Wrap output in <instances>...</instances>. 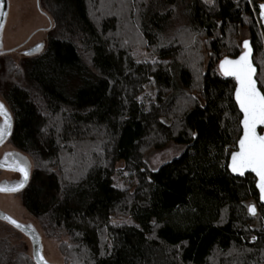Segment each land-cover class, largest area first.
Masks as SVG:
<instances>
[{
    "label": "trees",
    "instance_id": "obj_1",
    "mask_svg": "<svg viewBox=\"0 0 264 264\" xmlns=\"http://www.w3.org/2000/svg\"><path fill=\"white\" fill-rule=\"evenodd\" d=\"M259 1L38 0L55 25L0 92L7 141L34 164L22 204L65 264H264L255 177L228 169L236 83L219 70L247 35L264 93ZM16 251L0 236V264H38Z\"/></svg>",
    "mask_w": 264,
    "mask_h": 264
},
{
    "label": "rangeland",
    "instance_id": "obj_2",
    "mask_svg": "<svg viewBox=\"0 0 264 264\" xmlns=\"http://www.w3.org/2000/svg\"><path fill=\"white\" fill-rule=\"evenodd\" d=\"M4 7L5 19L0 30V54H6L0 56V89L13 80L15 71L9 72L10 63L14 61L18 65L25 57L23 54L25 50L42 44L44 49L47 44V30L55 25L54 18L40 9L38 0H0V18ZM258 20L264 31L259 13ZM242 39L247 40V35L242 34ZM133 52L137 60L148 58L147 51L138 45L133 47ZM0 103H3L6 111L9 112L1 92ZM3 121L4 119L0 116V125ZM180 150L177 146L170 145L163 150L154 151L147 157V164L151 170H158L174 159ZM7 153L17 154L16 158H24L30 166L29 172L32 171L34 164L30 156L19 152L9 141L0 145V161H4ZM11 159L12 157H9V162ZM120 167L123 166L120 165ZM22 179L18 171L0 169V185L6 188L16 185ZM131 181L132 178L125 175L120 183L129 185ZM19 192H0V212L29 227L38 235L41 245L40 256L43 257V261L48 264H65L57 243L44 235L37 220L24 208ZM0 236L8 237L11 246L17 250L16 253L19 251L29 259L33 258V243L23 232L16 230L9 223L0 221Z\"/></svg>",
    "mask_w": 264,
    "mask_h": 264
},
{
    "label": "snow or ice",
    "instance_id": "obj_3",
    "mask_svg": "<svg viewBox=\"0 0 264 264\" xmlns=\"http://www.w3.org/2000/svg\"><path fill=\"white\" fill-rule=\"evenodd\" d=\"M211 2V0H206ZM260 15L264 17V3L259 5ZM248 47V42L244 41ZM42 48V45L38 46ZM220 72L226 77H233L236 81L235 99L243 113V137L239 139V151L233 152L231 156V170L233 173L244 174L245 169H250L259 177L261 199L264 200V135H257V125H264V94L257 88V81L253 78L255 69L249 61L248 53L240 55L238 59L225 58L219 63ZM0 115L4 117L0 125V143L10 133L11 117L7 113L3 103H0ZM17 154H5L4 161H0V167L10 166L11 170L19 171L23 180L12 187L0 185V191H17L28 179L29 168L24 158H16ZM9 157H12L9 162ZM250 214L255 215V207L249 206ZM17 228H20L15 220L11 221ZM255 239V238H253ZM36 258L38 264H44L43 257L37 249Z\"/></svg>",
    "mask_w": 264,
    "mask_h": 264
},
{
    "label": "water",
    "instance_id": "obj_4",
    "mask_svg": "<svg viewBox=\"0 0 264 264\" xmlns=\"http://www.w3.org/2000/svg\"><path fill=\"white\" fill-rule=\"evenodd\" d=\"M4 19H5V7L3 8L2 16L0 18V30L2 29ZM38 46H40V45H38ZM38 46H36V47H34L32 49L23 51L24 56L27 57V56H31V55L40 53L43 50L44 45L42 44V48L41 47H38ZM245 53H248L249 61L253 64V67L255 69V73H254L253 78L257 81V88H258L259 91H261L262 94H264L263 91L260 89L258 80L256 78V73H257V70L258 69H257V67H256V65L254 63V59H253L254 58L253 48L251 47V45L249 43H248V47L247 48L245 47V50H244V52L242 54H245ZM235 83H236V81H235ZM235 88H236V86H235ZM234 100H235V103H236V105H237V107L239 109V105L237 104L236 99H235V90H234ZM239 111H240V109H239ZM7 113L11 117V129H10V133L7 136L4 137V140H3L2 143H0V145L3 144L5 141H7L9 139V137L11 135V132L13 130V119H12V116H11L10 112L7 111ZM240 114H241V121H242L243 120V113L240 111ZM0 116L4 119V117L2 115H0ZM241 129H242V133H241L240 138L243 137V125H242V123H241ZM257 135H264V125H257ZM237 151H239V140H238V143H237L236 150H234V152H237ZM231 156H232V154H231ZM231 156H230L229 163H228V169H229L230 173L234 177H237V178H243L246 175H253L255 177V180H256V188H257V190L259 192V202H260V204L262 206H264V200L261 199L260 189H259V187H257V185L260 182L259 181V177L256 176V174L254 172H252L250 169H245L243 175H240L238 173H233L232 170H231V162H232L231 161ZM0 169H8V170H11V167L10 166H5V167H0ZM29 179H30V172H29V175H28V179L23 183V186L20 187L19 190H17V191H0V192H18V191H21V190H23L27 186V184L29 182ZM255 213H256V211H255ZM0 219L3 220V221H5V222H7V223H9L13 227L17 228L14 224L11 223V221L14 220V219H12L11 217H9V216L1 213V212H0ZM16 222L19 225H21V227L20 228H17V229H19L21 232H23L25 235H27L29 237V239L32 241L33 247H34V259L38 263L37 258H36V251H37V249H39V251H41V245H40V240H39L38 235L32 229H30L29 227L24 226L23 224L19 223L18 221H16ZM44 264H48V263L44 261Z\"/></svg>",
    "mask_w": 264,
    "mask_h": 264
},
{
    "label": "built area",
    "instance_id": "obj_5",
    "mask_svg": "<svg viewBox=\"0 0 264 264\" xmlns=\"http://www.w3.org/2000/svg\"><path fill=\"white\" fill-rule=\"evenodd\" d=\"M262 3H264V1H259V5L262 4ZM259 16H260V19H261V21H262V23H263V25H264V17H262V16L260 15V9H259Z\"/></svg>",
    "mask_w": 264,
    "mask_h": 264
},
{
    "label": "flooded vegetation",
    "instance_id": "obj_6",
    "mask_svg": "<svg viewBox=\"0 0 264 264\" xmlns=\"http://www.w3.org/2000/svg\"><path fill=\"white\" fill-rule=\"evenodd\" d=\"M21 174V173H20Z\"/></svg>",
    "mask_w": 264,
    "mask_h": 264
}]
</instances>
